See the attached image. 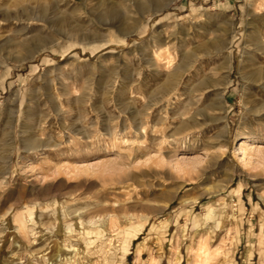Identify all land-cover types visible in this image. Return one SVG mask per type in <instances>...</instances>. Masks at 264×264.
<instances>
[{
	"label": "rangeland",
	"instance_id": "rangeland-1",
	"mask_svg": "<svg viewBox=\"0 0 264 264\" xmlns=\"http://www.w3.org/2000/svg\"><path fill=\"white\" fill-rule=\"evenodd\" d=\"M263 24L0 0V264H264Z\"/></svg>",
	"mask_w": 264,
	"mask_h": 264
},
{
	"label": "bare ground",
	"instance_id": "bare-ground-1",
	"mask_svg": "<svg viewBox=\"0 0 264 264\" xmlns=\"http://www.w3.org/2000/svg\"><path fill=\"white\" fill-rule=\"evenodd\" d=\"M261 28H262V35L264 36V24L263 25H261ZM257 45H258V47L260 48V49H264V43H262V42H257ZM228 46V43H226L225 42V44L223 45V48H225V47H227ZM257 70V69H256ZM259 74L261 75V79L262 80H264V69L263 70H260V72H259ZM254 77V76H253ZM162 92H160V94H161ZM165 93H166V90H165ZM164 95V94H163ZM167 95V94H166ZM165 95V96H166ZM147 125L143 128V132H145V133H147V129H148V127H149V125L148 124H150V123H146ZM154 127H156V126H153V125H151V127H149V128H154Z\"/></svg>",
	"mask_w": 264,
	"mask_h": 264
}]
</instances>
